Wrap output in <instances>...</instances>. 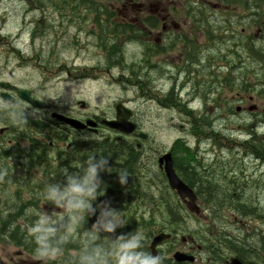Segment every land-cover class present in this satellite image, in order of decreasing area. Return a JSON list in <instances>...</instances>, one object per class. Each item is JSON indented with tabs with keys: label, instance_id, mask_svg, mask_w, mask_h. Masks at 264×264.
<instances>
[{
	"label": "rangeland",
	"instance_id": "rangeland-1",
	"mask_svg": "<svg viewBox=\"0 0 264 264\" xmlns=\"http://www.w3.org/2000/svg\"><path fill=\"white\" fill-rule=\"evenodd\" d=\"M79 1L81 0H76L78 2L76 11L69 12L66 11L68 10L66 5L64 9L61 5L58 8L57 5H54L55 3L48 0H0V82L10 84L14 88L31 91L34 98L40 101H42L41 93H47L51 97L56 94L60 86L71 84L73 86L72 101L67 89L65 94L56 100L42 101L49 105L47 111L40 109L44 114L43 118H50L49 121L56 119L51 117V112L81 121L86 116L91 118L94 115L101 119H110L114 116L119 103H123L131 110L130 120L135 125L137 124V131L146 134V140H140L141 151L133 149L138 156L140 170H137L136 177L131 175L132 178H128V184L125 186L118 183V178L113 180L109 190L114 193L117 203L121 202V205L128 211L127 215H124L125 209L120 210L125 218L134 215L145 224L148 221L151 222L150 226L147 225L150 228L139 229V231L146 232L154 230L153 226L163 225L160 228L163 230L161 232L170 233L173 236V241L166 242V248L163 246L166 256L177 250L182 251L179 250L180 239L189 233L193 238H208L212 242L219 240L224 242L216 249L220 255L226 251L225 254L229 253L226 243H229L230 240L223 238H240L241 243L248 242L249 245L260 246L261 257L264 259L263 218L242 214L241 208L239 210L230 208L233 204L222 207L214 206L213 203H207L208 200H211L209 196L204 197V200L196 197L195 203L199 207L200 213L198 215L190 214L177 192L169 187L165 174H159L158 178L163 181L166 188L160 183L159 189L151 187L149 192L141 191V195L135 193V184L143 182V180H150L149 173L144 171L155 172L151 162H155L160 151L168 149L172 142L178 138L192 148L197 144L196 140L199 135L210 137L211 141L214 140L215 144H220L223 148L213 149V143L210 146L208 140L203 141L200 147L204 152L208 151L207 154H201L206 157L205 164H210L214 159V151H216L221 155L219 160L220 169L223 171L222 175L230 173L228 175L232 176L235 171L242 174L241 177H238L241 179L228 183L226 186L225 183H222V178L219 179L220 181L215 179L218 175H211L210 179L206 178L209 182L207 184L210 188L209 192L219 193L214 196V200L222 201L223 193L227 194L226 197L228 193H232L231 198L227 197L232 203L236 200L242 207L247 205L264 210V165L262 161L256 160L251 155L249 158L243 157L242 161L239 160L240 163H237V158L234 156V150L237 148L233 144L236 142L238 126L244 122L250 124L245 129L246 133H249L250 128L253 131L251 143L254 146L257 143H264V124L258 123L248 112L242 116L234 113L237 106L247 108L253 104L258 108L259 116L256 119L262 120L261 122L264 123V77L263 82L257 75H255L258 79L256 83L250 78H247L245 83L237 82V74L233 72V56L237 53H231V48L234 36L238 37L239 29L243 28L242 24L234 23L235 29H227L231 31L227 33L220 29L213 31L210 26L208 27L209 22L213 28L219 25L222 27L223 23L220 21L237 22L234 15L243 12L242 5L229 6L228 4L234 0H222V6L230 14L226 17L218 16V14H216L217 16H208L207 23L204 19L206 24L203 26V30L207 33V27L209 29L208 39L205 41L210 40L213 47L207 51L210 52V55L207 56L212 59L208 62L207 56L204 57L207 66L204 65V61L192 65L180 62L179 51L183 53L185 48V45H181L178 51L173 54V63L169 65L172 75L175 74V70L177 72L175 78L171 81L165 78L162 79V82L148 80L140 85L137 77L132 80L131 76L136 72L137 74L142 72L134 63L142 57V45L127 39L126 33L124 36L119 35L118 38H115L113 32L117 24L112 21L103 23L104 21L102 22L101 19L95 28L86 24L87 19L92 16L90 11L102 9L115 12L124 10L126 6L127 10H134L137 7L131 8V3L126 0H86L84 2L93 1L95 3L89 2L90 4L86 5H82ZM186 1L185 5L189 3L193 5V0ZM134 2L137 3V6L143 3L146 9L150 10L164 8L163 5H159L162 0H134ZM213 3L216 2L213 1ZM171 4H174L178 12L184 10L183 0H176L169 3L168 6ZM181 20L183 21L177 15L179 26H181ZM215 20L220 24H216ZM116 33L118 32L116 31ZM218 35L223 37V41L217 39ZM112 43L121 48V53L119 49L115 53V56L118 53L122 54V57L117 60L119 63L115 61L117 65H109L111 60L107 56L105 59L99 48L105 46L106 49ZM217 43H221V46ZM114 49L115 47L111 48L112 51ZM185 54L189 55L188 52ZM250 68L257 74L260 71V75H264V68L259 69L251 66ZM121 75L126 79H119ZM250 84L255 86V92H250L254 94L253 102L240 103L237 93H243L242 95L247 97L246 88ZM155 88L159 92V99H157V92L154 91ZM0 91L3 89L0 88ZM174 94L176 101L170 98V95ZM142 97H152L153 101L150 100L152 104L141 106ZM17 100L21 101L19 97ZM21 102L27 104L25 101ZM162 103L167 107H164ZM81 104H84V107ZM31 107L39 109V107ZM192 107L201 113L193 128L189 125L187 118L189 109ZM56 121L60 123V126L65 127L64 132H58L60 137L57 141L55 132L43 135L46 142L53 141L54 146L53 149L45 150L46 154L40 165H33L30 170H27L23 165L25 161H21L22 157L20 156L10 160L0 157V169H7V175L0 179V216L3 218L11 213L15 225L19 227V232L26 234L27 237L29 225L39 219L44 212L51 213L54 210L51 205H42V200L38 198V193L43 191L42 181L52 176L50 172L55 171L67 155L71 154V158H74V149L72 151L70 149L75 146V143L81 144L82 148L84 140L96 139V141H100L102 136L107 135L121 137L129 142L134 139L131 134L129 136L120 135L119 132L112 130L106 124H103L104 127L112 132L101 128L99 133L94 134L87 131L79 133V130L69 123L60 119ZM5 124L6 122L0 119V128H3ZM198 125L205 126L204 128L207 130L199 131ZM26 127L27 129L24 128V130L28 132L29 137L20 136V128H16L18 133L15 134L16 139L13 138V143L15 142L20 149L28 148L31 141H36L35 135L44 126L41 122L29 118ZM91 128L94 126L84 130ZM60 129L63 128L60 127ZM45 132L47 131L45 130ZM201 132L210 134L209 136L200 135ZM74 139L77 142H74ZM116 140L119 141V139ZM73 143L74 145H72ZM89 143L88 141L86 144ZM78 153H82V151ZM209 157H211L210 161ZM193 166L198 168L195 164ZM49 167L52 168L51 171H48ZM197 171H201V169ZM175 172L181 178V174H178L176 168ZM210 182H212V187L209 186ZM158 183L150 185L158 186ZM105 189H107L106 186ZM150 198L162 199L164 203L154 207L145 205L144 201L149 202ZM175 201H179L181 204L180 224L171 225L169 222L167 224L169 215L172 213L175 217V213L179 211ZM110 205L112 206V204ZM169 210L172 212L169 213ZM55 211H59V209H55ZM171 228L176 230L173 231ZM30 245L31 243H29ZM13 248H18L19 254L9 259L6 252ZM71 253L74 252L69 254ZM28 255L30 254L24 248L16 246L4 235L0 237V264H26ZM201 257L204 259L205 256ZM200 261L204 263V260L198 259L199 264H201Z\"/></svg>",
	"mask_w": 264,
	"mask_h": 264
},
{
	"label": "flooded vegetation",
	"instance_id": "flooded-vegetation-1",
	"mask_svg": "<svg viewBox=\"0 0 264 264\" xmlns=\"http://www.w3.org/2000/svg\"><path fill=\"white\" fill-rule=\"evenodd\" d=\"M130 2V7L137 9L134 10H127V6L122 11H115L112 12V10H93L89 13H92V16L89 17L86 21V24H90L93 26V28L96 27V24L99 22V20L103 23H110V21L117 24V27L114 28V36L115 38H118L119 35L124 36V34H127V39L135 42L140 43L142 45V57L141 61H134L136 63L137 67H139V70L146 71L149 75V80H158L159 82H162V79L167 78L168 80H172L176 77L177 72L175 70V74L172 75V72L169 68L170 63H173V54L175 51H178L179 47L181 45H185L183 53H180V62H183L184 64L190 63L192 64H200L205 62V66H207V62L205 61L204 56L207 55V51L209 48H213L211 41H205L208 39L209 29L210 26L213 31L215 30H221L224 31L225 29H235L233 24H237L236 21H223L222 27L219 28V26H213L208 23L207 27V33L203 30V26L208 22V16H215L218 14L219 16L226 17V15L230 14L227 12L226 8L222 6V0H193L192 3L186 4V0L184 1V10H180L178 12L176 7H174V4H171L168 6L169 3H172L176 0H162V2H159V5H163V9H146V6L143 3H140L139 6H137L134 2V0H126ZM172 1V2H171ZM215 1L216 3H213ZM101 5V4H100ZM111 7V2H110ZM207 6L212 9V11L207 10ZM188 8V10H186ZM69 11V10H68ZM69 12H75V11H69ZM82 14V13H81ZM244 16L243 19L245 20L243 24H252L251 27H241L238 32V37L234 36L233 42H232V48L236 50L237 56H238V62L237 65L239 67L238 72V83H245L247 78H250L251 80H254L256 83V77L255 72L251 71L250 64L252 63V56L253 53L250 50H247L248 47L255 48L256 45L263 43L264 41V35H262V29L257 28L256 20H255V14L256 12L254 10L249 12H243ZM250 19H253V21L248 20L246 18L247 15ZM177 15L183 19L181 20V26H179L177 22ZM236 15V14H235ZM234 15V16H235ZM201 17V18H200ZM106 18V19H105ZM235 18V17H234ZM204 19L205 22L204 23ZM219 23V22H217ZM116 31L118 33H116ZM231 32L230 30H227L224 33ZM129 36H132V38H129ZM217 39H221L223 41V37L217 36ZM238 40V41H236ZM126 44V43H125ZM115 47V49L112 51L111 48ZM104 54V57L106 59L109 58L111 61L109 65L115 64L117 65V60L122 57L121 48L110 44L108 48L105 49V46L99 47ZM119 49V52L116 56L115 53H117ZM185 52H188L189 55H186ZM104 59V60H105ZM115 61L117 63H115ZM120 61V60H119ZM121 62V61H120ZM175 69V65L173 66ZM228 71V70H227ZM134 75L137 77L138 82L140 85L145 83V80H143V77L140 73L133 74L131 76L132 80ZM124 76H119V79H126L123 78ZM4 84L5 86H2ZM264 87V86H263ZM0 88L3 89V91H0V98H15L18 99V95L15 91V88L12 87L10 84H5L3 82H0ZM156 89V88H155ZM247 97L242 95L240 92L237 94L239 95L240 103L247 102H253L254 100V94H251L250 92H255V86H247ZM30 98L36 99L41 103V106L39 109L41 110H48V106L45 102H42L38 100L37 98H34L31 91ZM167 94V91L165 95ZM6 96V97H5ZM175 96V94L173 95ZM21 101L24 102L21 98H19ZM27 105H31L29 102H25ZM33 106V105H31ZM246 112L249 113V115H252L253 118L261 124H264L261 122L262 120H257L256 117L259 116L258 114V108L256 105H249L247 108H242L241 106H237L235 109V114L242 116ZM53 114L55 112H51V117L53 118ZM115 115V113H114ZM55 118V117H54ZM114 118L110 117V119ZM50 118H42L39 120L41 124L44 126L38 133L35 135L34 138H36L38 141L37 144H40L41 146H45L47 144V147L50 149H53L54 146L53 141L46 142V138L43 136L44 134H48L45 132L47 125L52 127V132H55L56 136L59 140V131L64 132L65 127L60 126V123H58L55 120L49 121ZM89 119H94L97 123L100 122L103 119L98 118L97 116L90 117H84L81 121H86ZM7 125V126H6ZM243 125L245 126V129L250 126L249 123L244 122ZM63 128V129H60ZM251 128L249 130L248 138L250 140L247 141V144L249 147H252V137H253V131L251 132ZM18 131L16 128L9 126L7 123L4 125L3 128H0V157L6 158V159H12L16 158V151L19 149L21 152H23L27 147L24 149H20V147L17 146V144L13 143V138L16 139V135ZM20 136H28V134H21L19 132ZM39 138V139H38ZM246 139V138H245ZM237 141V140H236ZM32 143L29 144L28 147H31L34 145L35 141H31ZM46 143V144H45ZM234 146H238L236 142H233ZM264 145V143H262ZM137 148H141V145L136 144ZM7 146V148H6ZM72 146V145H71ZM46 148V147H45ZM48 151V150H47ZM59 155V154H58ZM202 173L204 172L201 170ZM194 176V178L198 175L194 174L192 171L190 172ZM217 177L223 178L224 175H222V172ZM212 175V176H215ZM221 175V176H220ZM228 177H225V179ZM205 177H197V179L188 180V183H186L193 191L196 197L201 198L204 200L203 195L210 193V188L207 186H204V180ZM230 179V178H229ZM235 180L233 182H237L238 177L234 178ZM246 179V178H245ZM202 183H201V181ZM247 180V179H246ZM214 189V188H213ZM216 194V193H211ZM226 194V193H223ZM227 195V194H226ZM226 199H228L226 197ZM190 214H193L192 212H189ZM183 239V240H182ZM230 240L229 243H226L228 246L229 253L227 251L220 255L218 252L214 253L212 248H216L217 246H221L224 244L222 241H211L208 238H193L189 233L186 237L180 239V245L179 250L184 251L188 256L192 257V261H185V262H178V263H184V264H199L198 259L204 260V263L202 261L201 264H230L233 259H237L242 264H264V259L261 257V251L260 246L258 245H249L248 242L241 243L242 240L240 238H223ZM152 238H149V245L148 250H150V242ZM173 241V236L163 242H161L159 245H157L156 250L162 251L164 253L166 248V242L171 243ZM176 242V241H175ZM165 248H164V247ZM245 251V256L240 254L241 251ZM217 251V250H216ZM170 252V251H169ZM175 252V251H174ZM171 253V252H170ZM172 254L168 255L170 259H172ZM204 255V259L201 257ZM29 256V255H28ZM225 256V257H224ZM227 257V258H226ZM173 260V259H172ZM174 261V260H173ZM176 262V261H175ZM30 262H27L28 264ZM38 264V263H37Z\"/></svg>",
	"mask_w": 264,
	"mask_h": 264
},
{
	"label": "clouds",
	"instance_id": "clouds-1",
	"mask_svg": "<svg viewBox=\"0 0 264 264\" xmlns=\"http://www.w3.org/2000/svg\"><path fill=\"white\" fill-rule=\"evenodd\" d=\"M72 87L64 84L51 97L41 93L40 99L56 100L67 89L72 101ZM43 115L40 109L15 98L0 99V119L9 126L23 128L28 125L29 118L39 121ZM102 152L82 154L77 163L71 164L74 171L59 167L54 175L42 181L43 191L38 193V198L43 201L42 205L49 204L54 210L44 212L28 227V239L32 244L27 257L30 264H166L168 261L169 257L162 251L154 254L148 250L146 232L116 234L117 229L128 223L122 211L113 208L108 201L94 203L105 192L100 174L116 171L109 167V161ZM116 172L118 183L127 185V171ZM57 173L63 177L62 181L56 180ZM6 175L7 169H0V179ZM92 216H95V221L90 228H85L86 218ZM81 229L82 236L79 235ZM70 243H75L77 249L71 254L66 251ZM19 251L18 248L9 249L6 255L11 259Z\"/></svg>",
	"mask_w": 264,
	"mask_h": 264
},
{
	"label": "trees",
	"instance_id": "trees-1",
	"mask_svg": "<svg viewBox=\"0 0 264 264\" xmlns=\"http://www.w3.org/2000/svg\"><path fill=\"white\" fill-rule=\"evenodd\" d=\"M48 1H51L53 3H55L54 5H57L58 8L59 6L61 5V7L64 9V6L66 5V8L69 10V11H76V5L78 2H76V0H48ZM86 0H81L79 2H81L82 5H86V4H95L93 1H89V2H84ZM187 2V1H186ZM236 4H240L242 5L243 7V12H249V11H252L254 10L256 12L255 14V20H256V25H257V28H261L263 31H262V35H264V0H234L233 2L229 3L228 5L229 6H235ZM100 5V4H99ZM66 10V11H68ZM100 10V9H98ZM186 10H188V8H186ZM207 10H210L212 11V9L210 7L207 6ZM243 12H241L240 14H236L234 17L237 19V23H239V25H243V27H251L250 24H243V22L245 21L243 19ZM217 16V15H215ZM219 16V15H218ZM246 18L248 20H251L253 21V19H250L249 16L247 15ZM220 28V27H219ZM247 50H252L251 52L253 53V55H255V57L259 60H261L264 64V47H263V43H260L258 45L255 46V48H250L247 46ZM136 76L134 75L133 79L135 78ZM256 81H258V79L256 78ZM199 131L202 130L205 126H199ZM219 135V134H217ZM114 141L116 142V145H113L110 147V148H104L102 151V154L105 155L109 161V167L113 168L114 170L116 171H120V170H126L127 173L129 172H132V171H137V170H140V167H138V156L137 154L132 151L134 148L132 145H130L127 141H125L124 139L121 138L120 141L116 140L117 138L114 137L113 138ZM77 142V141H76ZM38 141H35L34 145H32L31 147H28L26 148L23 152H25V156L23 154V157H25V159H23L22 161H25V164L24 167L27 169V170H30L31 169V166L33 165H40L42 163V161L39 159L38 162H34V158L33 157H37L39 156L42 160L45 156V150L46 149H50L49 147H47L46 145L45 146H41L40 144H37ZM105 144L106 141H104ZM259 144V143H257ZM74 145V144H72ZM89 145V144H88ZM109 145V144H108ZM116 146H118L116 148ZM37 147H41L39 150L36 149ZM46 147V148H45ZM74 149V154H73V157H74V160L71 162V161H67L65 162L67 159H71V154L70 155H67V157H65V159H63L64 161L61 163L62 165L59 164V166L57 167V169L53 172H50L51 175H54L57 171H58V168L59 167H68L69 168V171H74L75 169L71 168V164H75L78 162V159L79 157L82 155V154H87V153H90V151H82V148H81V144H78V143H75V146H73L70 151H72ZM255 149L256 151H261V152H264V145L263 144H259V146H255ZM135 150V149H134ZM79 151H82V153H78ZM136 151V150H135ZM185 154H188L186 151H185ZM134 155V157H132ZM83 158V157H81ZM188 158V157H187ZM189 161H190V158H188ZM65 162V164H64ZM187 159H186V163L181 166L182 167V171L186 173L185 177L184 176H181V178L186 182L188 183V180H193V179H197L198 176H196L194 178V176L192 174H190L191 171L193 170H200L199 168H195L193 166V162H191V169L190 167L186 166L187 164ZM35 163V164H34ZM48 166V164H47ZM176 168V167H175ZM178 174H181L179 171H178V168H176ZM116 171H112V172H102L100 174L101 176V180L104 184V186L107 187V189H105V192L102 196H98L97 197V200L94 202V203H99L101 201H108L110 202V204H112V207L117 209V210H121L122 208L125 209V207H123L121 205V202L120 204L117 203V200H115V197H114V193L111 192L109 190V187H110V183L117 179V172ZM59 174V173H57ZM138 175V172L134 174V176L136 177ZM163 175V174H162ZM57 177V176H56ZM129 178H132L131 175H129ZM233 178L234 177H230V180L227 181L228 183H233ZM62 179L63 180V177L60 176L58 177V181H62L60 180ZM201 181V180H200ZM202 183V181H201ZM208 180L205 179V186L208 184ZM209 186L212 187V182H210ZM131 187H130V191H131ZM135 193H139L141 195V190L139 189L138 187V184H135ZM211 192V191H210ZM235 193V192H233ZM231 194L232 193H228V198H231ZM209 195V194H207ZM224 196H226L225 194H223ZM206 195H203V197H205ZM210 199L211 200H208L207 203H213L214 206H218V207H222L224 205H227V204H230L232 205V209L234 210H242V214H248V215H253L254 217H258V218H263L264 219V210L262 209H259L257 207H251V206H241L238 202H231L229 200H222V201H217V200H214L212 199V197H214V195H209ZM113 198V199H112ZM206 202V201H205ZM43 203V201H42ZM164 202L162 199H159V200H154L152 198H150L149 202L147 201H144V204L145 205H151L152 207L154 206H157L158 204L162 205ZM49 205V204H48ZM175 205L177 207V209L179 210L178 213H175L176 216L174 217L171 213V215H169V219L167 221V224L169 222V224L172 225V221L174 219H180V216H179V213L181 211V204L179 203V201H175ZM36 206V205H35ZM37 208H38V203H37ZM172 212L171 210H169V213ZM128 211L125 209V214L124 215H127ZM126 219L128 220V223L123 227V228H120V229H117V233L116 234H120V233H127V232H134V231H139V229H146V228H150L148 227L147 225H151V222H147V224H145L144 222H142L139 218H137L136 216L134 215H131V216H126ZM95 221V216H92V217H87L86 218V223L84 224V227L85 228H90L91 227V224ZM163 225H160L159 227H155L153 226L152 228L154 230H147L146 233L148 235L149 238H151L154 234L156 233H159L163 230H160V228L162 227ZM77 227H80V226H77ZM18 226L15 225V221L12 219V214H7L5 217L1 218L0 216V237H2V235H4L5 237H7L12 243H14L16 246H20L22 248H24L28 254H30L31 252V248H32V244L29 246V243H31L28 239V237L26 236V234L22 233V232H19L18 230ZM160 231H159V230ZM173 231H175L176 229H173L171 228ZM178 230V229H177ZM79 235H83V230L81 229L80 232H79ZM74 240H75V234H74ZM77 249L75 247V243H70L67 247V253H70V252H75ZM245 251H241L242 255L245 256ZM166 264H184V263H178V262H175L173 261L172 259H168V261L166 262Z\"/></svg>",
	"mask_w": 264,
	"mask_h": 264
},
{
	"label": "bare ground",
	"instance_id": "bare-ground-1",
	"mask_svg": "<svg viewBox=\"0 0 264 264\" xmlns=\"http://www.w3.org/2000/svg\"><path fill=\"white\" fill-rule=\"evenodd\" d=\"M216 22H217V20H215ZM220 22H223V21H220ZM216 24H220V23H216ZM219 27H220V25H219ZM227 31V29H225L223 32H226ZM219 46H221V43H217ZM263 47H264V41H263ZM232 49V51H231V53H234V52H236V50L235 49H233V48H231ZM254 53V52H253ZM255 54V53H254ZM207 55H210V52H207ZM207 55H205V56H207ZM256 55V54H255ZM255 55H253L252 57V63L250 64V66L251 67H255V68H259V69H261V68H264V64H263V62L261 61V60H259V59H257L256 57H255ZM204 56V57H205ZM229 56V55H228ZM234 57V62H233V72H235L236 74H238V72L237 71H239L240 69H239V67H238V65H237V60H238V56H237V54L235 55V56H233ZM212 58L211 57H209V56H207V61L209 62L210 60H211ZM251 69V68H250ZM251 71H254V70H251ZM255 72V71H254ZM256 73V72H255ZM141 76L143 77V80H145V83H146V81H148L149 80V75H148V73L146 72V71H142L141 73ZM256 75H257V77L260 79V81H262L263 82V77H264V75H260V71H258V74L256 73ZM237 77H238V75H236ZM135 80V79H134ZM134 83H136L135 81H133ZM154 91L155 92H157V99H159V92L156 90V89H154ZM170 98L172 99V100H174V101H176V99L174 98V96L173 95H170ZM142 99H143V101H142V104H141V106L143 105L144 107L145 106H147L148 104H152L151 102H150V100H152L153 101V99H152V97H142ZM200 100V99H199ZM198 100V101H199ZM168 102H169V100H168ZM190 104H192V102H189ZM194 103V102H193ZM123 106H125L123 103H121ZM162 105L164 106V107H167V106H165L164 105V103H162ZM126 107V106H125ZM128 108V107H127ZM115 115H116V112H115ZM115 115H114V118H115ZM200 115H201V113L199 112V111H195V108H190L189 109V113H188V116H187V118H188V123H189V125L191 126V128H193V125L195 124V122H197V120L200 118ZM114 118H112V119H114ZM112 119H106V120H112ZM104 123H103V121L101 120L100 122H98L97 124H96V126L94 127V128H91V129H87V130H79V133H84V132H90V133H94V134H97V133H99V131H101L102 129L103 130H108V131H111V130H109V129H107L106 127H104V125H103ZM137 125V124H136ZM24 128H26L27 129V127H23V128H20L19 130H20V133L21 134H26V133H28L26 130H24ZM102 128V129H101ZM51 129H53L52 127H50L49 125H47L46 126V131H47V133H52V130ZM203 129H205V130H207L206 128H203ZM112 132V131H111ZM236 133H237V136H236V143L238 144V146L236 147L237 149H235L234 151H235V153H234V156L237 158V163H240L239 162V160H241L242 161V159H243V157H245V158H249L250 157V155L251 156H253L256 160H259V161H262V163H263V165H264V152H261V151H256V149H255V146H254V144L252 145V147H249L248 146V144H247V141L248 140H250L249 138H248V135L249 134H247L246 133V131H245V126L243 125V124H239V126H238V129H237V131H236ZM112 134V133H111ZM120 135H126V134H121V133H119ZM140 134H143L144 135V137L143 138H141V137H139L140 136ZM209 132L208 133H202L201 132V134L200 135H208L209 136ZM132 136H134L133 138V140L131 141V142H129V141H127V140H125L124 138H122V139H124L125 141H127L130 145H132L133 146V148L136 150V151H141V149L142 148H137V145L136 144H139V145H141V142H140V140H146V134L144 133V132H141V131H137V133L136 134H131ZM102 136V135H101ZM126 136H129V135H126ZM114 135L113 136H110V135H107V136H102V138H100L101 140L100 141H96V139L95 140H93V139H86V140H84L83 141V145H82V151H90V152H95V151H102L104 148H110L111 146H112V144L113 145H116V142L114 141ZM117 139H119V141L121 140V137H116ZM246 138V139H245ZM208 140V142H209V145L211 144V143H213V145H212V148L213 149H216V147H217V149H223L222 147H221V145L220 144H215L216 142L214 141V140H210V137L209 138H207V137H201V136H199L198 135V138H197V144H195L192 148L186 143V142H184L182 139H180V138H178V139H176L174 142H172V144H171V146L168 148V149H165V150H162V151H160L159 153H158V155L156 156V159H155V162H151V165H152V169H154L155 170V172H152V171H148V170H146V171H144L145 173H149V177H150V180H146V181H144L143 180V182H140V183H137L138 184V187H139V189L141 190V191H143V192H149L150 191V189H151V187H154L155 189H159L160 187L159 186H161V185H163V186H165V188H166V185L163 183V181L162 180H160L159 178H158V175L159 174H165V172H164V163H165V161L163 160L162 162H160L159 160H160V158L162 157V156H164L165 154H167V153H170L171 154V157H172V163H173V166L174 167H176V168H178V171L181 173V176H184L185 177V175H186V173L185 172H183L182 171V167L181 166H183L185 163H186V159H187V164H186V166H188V167H190L191 168V162H193L194 164H195V166L196 167H198L199 169H201V170H203L204 172L202 173L201 171H197V170H193L192 168V172L194 173V174H196V175H199V176H203V177H205V178H208V179H210L212 176L211 175H215V174H219V173H221V172H223L221 169H220V167H221V164H220V160H219V158L221 157V155H219V153L217 152L216 153V151H214V159L210 162V164H205V162H206V157L204 156V155H201V154H207V152H204L203 150H202V148L200 147V144L203 142V141H207ZM74 142H76V139H74L73 140ZM79 141V140H78ZM90 142L89 143V145H87L86 143L87 142ZM104 141H106V143L107 144H105L104 143ZM74 144V143H73ZM109 144V145H108ZM257 146H259V144H256ZM211 146V145H210ZM118 146H116V148H117ZM41 147H37L36 149H40ZM133 151V150H132ZM185 151L188 153V154H185ZM25 152H21L19 149L16 151V156H20V157H22V159H21V161L23 160V159H25V157H23V154H24ZM24 156H25V154H24ZM132 157H134V155L132 156ZM190 158V161H189V159L188 158ZM34 158V162L36 163V162H38L39 161V159L42 161V159L39 157V156H37V157H33ZM210 159H211V157H209V161H210ZM74 160V158L72 159H67L65 162H67V161H73ZM64 160H62V162H63ZM61 162V163H62ZM65 162H64V164H65ZM34 163V164H35ZM220 164V165H219ZM60 165H62V164H60ZM218 165V166H217ZM145 167H146V163H145V165H144ZM215 166V167H214ZM225 166V165H224ZM223 166V167H224ZM51 167H49L48 168V171H51ZM230 170V169H229ZM53 172V171H52ZM137 171H132V172H129L128 174L129 175H134L135 173H136ZM228 172H230V171H228ZM228 174H230V173H227V174H225L224 175V177L221 179L222 180V183H225L224 185L226 186V185H228V182L227 181H229L230 179L229 178H226L225 179V177H241L242 176V174L239 172V171H235V173H232L233 175L232 176H230V175H228ZM142 175V174H141ZM61 175L60 174H57V177H60ZM233 178V181L235 180ZM215 179L216 180H218V181H220L219 180V178L218 177H215ZM248 179V178H247ZM60 180H62V179H60ZM159 182V183H158ZM154 183H158V186H151V185H154ZM160 183H161V185H160ZM167 183H168V181H167ZM151 184V185H150ZM169 185V184H168ZM170 187V186H169ZM209 195L211 194V192L210 193H208ZM216 194H219V193H216ZM216 194H211V195H216ZM204 195H206L205 197H208L209 195H207V194H204ZM226 195V194H225ZM212 199H215L214 197H212ZM222 200H225L226 199V196H223L222 198H221ZM226 200H228V199H226ZM257 205V204H256ZM257 206H259V205H257ZM180 221L181 220H179V219H174L173 221H172V225H179L180 224ZM156 235V234H155ZM261 240H262V238H261ZM212 241V240H211ZM211 250H213V252L214 253H217V251H216V248H212ZM240 254H242L241 252H240ZM244 256V255H243Z\"/></svg>",
	"mask_w": 264,
	"mask_h": 264
},
{
	"label": "water",
	"instance_id": "water-1",
	"mask_svg": "<svg viewBox=\"0 0 264 264\" xmlns=\"http://www.w3.org/2000/svg\"><path fill=\"white\" fill-rule=\"evenodd\" d=\"M2 86H5L2 84ZM15 91L19 98L24 100L25 102H29L31 105L35 107H40L41 103L36 99L30 98V93L28 90L15 88ZM6 97V96H5ZM84 107V104H81ZM132 112L129 108L123 106L121 103L117 104L116 106V115L115 118L112 120L103 119V123L108 125V127L112 128L113 130L121 133V134H132L136 130V125L130 120ZM56 119H60L69 123L72 127L76 128L77 130H84L87 127L96 126V122L92 119L87 120L86 122H81L78 120L66 118L62 115L53 114ZM141 138L144 137L143 134H140ZM165 161L164 163V172L168 181L169 186L175 190L181 199V201L185 204L187 209L190 212L195 214L200 213L199 207L196 205V195L194 194L193 190L188 187L176 174L175 169L172 163V157L170 153L165 154L160 158V162ZM170 234L161 232L156 234L150 243V250L155 254L157 252L156 247L165 239H168ZM173 259L176 262H185V261H192V257L188 256L184 252L176 251L172 255ZM230 264H242L237 259H233Z\"/></svg>",
	"mask_w": 264,
	"mask_h": 264
}]
</instances>
